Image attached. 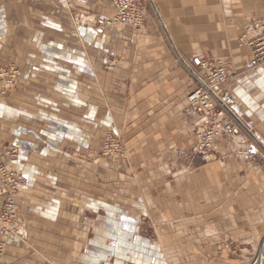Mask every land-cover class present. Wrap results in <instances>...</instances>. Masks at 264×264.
Wrapping results in <instances>:
<instances>
[{
	"label": "crops",
	"instance_id": "1",
	"mask_svg": "<svg viewBox=\"0 0 264 264\" xmlns=\"http://www.w3.org/2000/svg\"><path fill=\"white\" fill-rule=\"evenodd\" d=\"M99 2L109 5L102 14L112 16L111 0H0V61L22 71L0 96V148L20 147L7 163L26 180L17 197L21 237L10 241L4 264H170L160 246L149 244L171 237L156 228L163 210H210L208 165L194 172L192 165L204 161L191 148L181 152L187 170L176 169L179 147L194 136L199 118L182 105L192 82L175 66L158 21L194 65L230 60L237 73L224 87L237 99L235 114L246 132L264 148V63L250 67V49L238 42L247 19L264 18V0H151L145 41L136 49L139 65L155 72L137 79L116 72L98 77L100 53L115 57L114 41L122 40L127 65L138 37L129 25L78 19L92 12L97 18ZM107 129L121 132L126 158L99 155ZM215 152L224 164L258 154L240 130L218 139ZM180 177L187 190L179 197ZM204 215L196 218L203 224ZM144 225L155 226V234L142 233Z\"/></svg>",
	"mask_w": 264,
	"mask_h": 264
},
{
	"label": "rangeland",
	"instance_id": "2",
	"mask_svg": "<svg viewBox=\"0 0 264 264\" xmlns=\"http://www.w3.org/2000/svg\"><path fill=\"white\" fill-rule=\"evenodd\" d=\"M102 4H104V7L102 6ZM98 7L100 12L99 14H97V18L96 13L92 12V15H79L78 19L86 24L92 23L94 25L97 22L99 26L104 25L100 24L101 19H105V24L107 22H110L111 16L105 17V15L102 14L109 9L108 3L99 2ZM149 12H153V7L151 2L148 0L147 13ZM249 19H247L245 23ZM158 26L160 35L162 36L164 43L169 49L170 54L174 58L175 66L180 70L181 74L184 75V77H189L190 81L192 82V86L188 93L185 95L182 104L186 107V112H190L187 109V98L189 93L197 88V82L190 72L188 65L194 67H196V65H194L191 59L187 58L183 52L181 53L177 49V45H175L176 43L175 41H173L172 35L165 32L159 21ZM144 27L145 23L140 31H136L133 29L134 33L136 34V36L138 35V37L136 39L137 41H134L130 45V47H132V51H130V63L126 62L127 65H124L126 60H124L123 58L124 44L122 40L114 41L116 51L118 53L115 57L109 56V58L107 59V54H105L104 52L100 53L99 56L101 61H99L98 77H108L110 72H116L123 77H136L137 79V77L140 76V73H144L146 71H152V73L155 72L153 65H144L145 63H143V65H139L141 63V59L138 58V54L140 52H138V49L136 48L140 46L139 43H143L145 41L143 40ZM183 56L186 58V60ZM104 58L108 61H106L107 63L102 62ZM226 61L229 63V80L231 77L236 76L237 71L233 67H231L230 60ZM0 65L15 64L11 62L2 63L0 61ZM248 68L250 67L248 66ZM166 69L167 68H165L164 71ZM146 77L154 76L147 74ZM223 88L233 95L230 89H226L224 86ZM12 90L13 89H11L5 95L0 94V96H7ZM233 97L235 98L237 105V99L234 95ZM102 104L104 107H102ZM105 105L106 97L101 91L100 120L106 119ZM198 128L199 125H197L194 130V136L192 134L188 138L184 139L182 142L183 144H181L179 147L178 153L176 155L179 159L176 169L180 172L182 169L185 170L189 167V161H186L187 159H182L183 156H181V152L185 153L192 148V150H194L195 153L201 157L196 146V130ZM246 131L247 130L244 128V126L243 128L240 127V132L245 134L248 141L255 145L256 149L258 150L257 156L248 155V159L243 158L242 161H235L230 163L227 162L226 164L222 163L219 159V155H217L215 152L216 142L221 138H231L235 135L233 134L228 137L218 138L216 140L214 146L215 156L211 161H204L201 157L202 161L204 162H200L197 165L193 164L191 167L193 168L194 172L201 170L203 166L207 165L208 169H210L211 176L209 211H183L176 209L171 211L163 210V224L162 226H158L156 228L159 229V232L162 231V234L164 236L170 235L171 237H168L167 240H164L162 242L149 244H157L158 246H160L164 253V260L166 259L170 264H255L256 257H259L261 243L264 239V221L259 215L261 212L259 211V209L262 207L264 208V192L262 191V188H264V179L257 175L256 177H254L253 175L256 174V171L264 174V148L257 144V142H255L256 140L253 139V136H250ZM109 133L114 134L115 137L119 139L124 145L126 149V154L124 157H105L102 155L103 144ZM259 137L261 141L264 142V137L262 135H260ZM194 141L196 142L195 145H193ZM6 146L9 145H4L0 149ZM99 155L107 159H124L128 156V149L124 143L121 132L118 129H107L104 131V135L100 142ZM169 166V163L167 165L164 164L162 168L168 169L170 168ZM191 172L192 171H190V173ZM194 179L196 181L202 180V178L196 177ZM185 181V178L180 177L178 187L179 197L181 195V191L187 190L184 184ZM24 186L25 185L21 187L20 191L24 188ZM197 202H203V200H197L196 204ZM202 213L205 214V217H209L206 219L204 224L201 222L202 220L196 219L198 217H201L200 214L202 215ZM192 218H195L194 221H196V223L199 222L200 224H194L192 222ZM140 229L144 234H155V226L144 225ZM258 264H260V261L258 262Z\"/></svg>",
	"mask_w": 264,
	"mask_h": 264
},
{
	"label": "built area",
	"instance_id": "3",
	"mask_svg": "<svg viewBox=\"0 0 264 264\" xmlns=\"http://www.w3.org/2000/svg\"><path fill=\"white\" fill-rule=\"evenodd\" d=\"M114 13L110 22L115 25H129L140 31L145 23L148 0H111ZM105 19L100 20L104 24ZM239 43L247 46L251 52L249 66L259 67L264 63V18L249 19L239 36ZM189 66L197 88L187 98V109L199 118L196 130L197 149L204 161L215 156L214 146L218 138L238 133L242 122L235 114L236 100L224 90L228 80L229 63L224 59H201ZM22 71L15 65H0V94L5 95L16 86ZM20 147L16 144L0 149V197L3 205L0 210V264L11 240L21 237V216L17 201L18 193L25 185V177L16 169L9 167L8 161L16 160ZM126 149L114 134L109 133L104 141L102 155L105 157H124ZM264 264V239L259 257L255 264Z\"/></svg>",
	"mask_w": 264,
	"mask_h": 264
},
{
	"label": "bare ground",
	"instance_id": "4",
	"mask_svg": "<svg viewBox=\"0 0 264 264\" xmlns=\"http://www.w3.org/2000/svg\"><path fill=\"white\" fill-rule=\"evenodd\" d=\"M151 2V0H149ZM238 118V117H237ZM239 119V118H238Z\"/></svg>",
	"mask_w": 264,
	"mask_h": 264
}]
</instances>
